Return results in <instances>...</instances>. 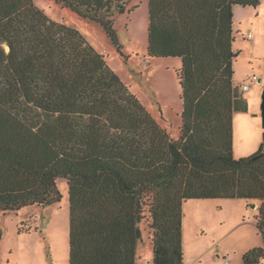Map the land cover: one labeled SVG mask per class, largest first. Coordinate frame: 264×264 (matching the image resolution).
Returning a JSON list of instances; mask_svg holds the SVG:
<instances>
[{
	"label": "trees",
	"instance_id": "obj_1",
	"mask_svg": "<svg viewBox=\"0 0 264 264\" xmlns=\"http://www.w3.org/2000/svg\"><path fill=\"white\" fill-rule=\"evenodd\" d=\"M54 2L100 26L121 54L114 17L127 0ZM258 4L147 0V56L181 63L173 139L77 30L32 0H0V214L58 203L62 179L68 264H137L148 217L151 264H183L185 202H259L254 223L263 246L242 264H263L264 130L254 154L233 157V116L246 104L232 80V7ZM110 226L113 237H95Z\"/></svg>",
	"mask_w": 264,
	"mask_h": 264
},
{
	"label": "rangeland",
	"instance_id": "obj_2",
	"mask_svg": "<svg viewBox=\"0 0 264 264\" xmlns=\"http://www.w3.org/2000/svg\"><path fill=\"white\" fill-rule=\"evenodd\" d=\"M32 1L50 20L77 30L104 56L111 71L171 138L178 139L182 102L176 72L181 63L178 58L147 56V0H127L126 12L114 17L122 55L97 24L82 20L54 0ZM232 14V49L238 54L232 65V80L239 90L243 85L248 87L245 92L240 90L246 110L233 116V157L239 159L241 154L245 157L254 154L264 130L260 108L264 90V0H259L255 8L234 5ZM248 33L252 39L246 38ZM252 76L256 78L254 83L249 81ZM57 189L61 200L56 204L32 205L0 214V264H68L66 181L58 180ZM259 206V202L239 199L185 202L182 206L183 264H242V256L247 251L263 246L254 223ZM150 227L148 217L141 225L137 264L152 263ZM95 237H113L112 226ZM89 247L86 245L82 253Z\"/></svg>",
	"mask_w": 264,
	"mask_h": 264
},
{
	"label": "water",
	"instance_id": "obj_3",
	"mask_svg": "<svg viewBox=\"0 0 264 264\" xmlns=\"http://www.w3.org/2000/svg\"><path fill=\"white\" fill-rule=\"evenodd\" d=\"M261 79H258V82H260ZM261 117H262V127L264 129V90L262 93V101H261Z\"/></svg>",
	"mask_w": 264,
	"mask_h": 264
},
{
	"label": "built area",
	"instance_id": "obj_4",
	"mask_svg": "<svg viewBox=\"0 0 264 264\" xmlns=\"http://www.w3.org/2000/svg\"><path fill=\"white\" fill-rule=\"evenodd\" d=\"M246 38H248V39H252V35L250 34V33H248L247 35H246ZM255 80H256V78L254 77V76H252L251 78H250V82L251 83H254L255 82ZM248 89V87L246 86V85H243L242 87H241V91H246Z\"/></svg>",
	"mask_w": 264,
	"mask_h": 264
},
{
	"label": "crops",
	"instance_id": "obj_5",
	"mask_svg": "<svg viewBox=\"0 0 264 264\" xmlns=\"http://www.w3.org/2000/svg\"><path fill=\"white\" fill-rule=\"evenodd\" d=\"M240 90H241V89H240ZM247 90H248V89H247ZM247 90H246V91H247ZM242 92H245V91H242ZM253 116L257 117V114L254 113ZM262 133H263V131H262ZM262 133H261V137H262ZM252 151H253V150H252ZM256 151H257V150H256ZM256 151H255V152H256ZM255 152H254V153H255ZM251 153H252V152H251ZM248 155H249V154H248ZM243 157H245V156H243L242 154L239 156V158H243Z\"/></svg>",
	"mask_w": 264,
	"mask_h": 264
}]
</instances>
